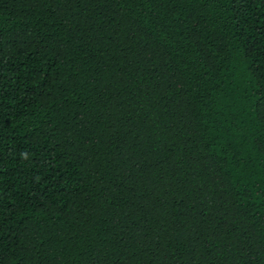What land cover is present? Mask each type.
Segmentation results:
<instances>
[{
    "label": "trees",
    "instance_id": "1",
    "mask_svg": "<svg viewBox=\"0 0 264 264\" xmlns=\"http://www.w3.org/2000/svg\"><path fill=\"white\" fill-rule=\"evenodd\" d=\"M0 264H264V0H0Z\"/></svg>",
    "mask_w": 264,
    "mask_h": 264
}]
</instances>
